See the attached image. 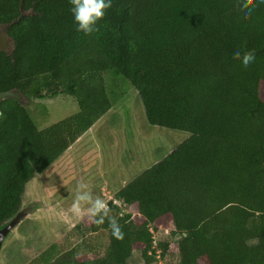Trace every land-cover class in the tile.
Segmentation results:
<instances>
[{"label": "trees", "instance_id": "16d2710c", "mask_svg": "<svg viewBox=\"0 0 264 264\" xmlns=\"http://www.w3.org/2000/svg\"><path fill=\"white\" fill-rule=\"evenodd\" d=\"M70 8L0 0L10 40L0 92L20 95L0 100V227L34 175L110 110L103 72L113 71L136 89L150 124L190 135L114 194L125 210L111 200L103 223L82 221L106 231L103 253L88 257L75 243L31 264H127L135 250L150 264L159 230L168 264H264V0H112L91 35L76 30ZM236 48L255 61L244 67ZM59 94L77 112L38 128L25 100Z\"/></svg>", "mask_w": 264, "mask_h": 264}, {"label": "rangeland", "instance_id": "374dc122", "mask_svg": "<svg viewBox=\"0 0 264 264\" xmlns=\"http://www.w3.org/2000/svg\"><path fill=\"white\" fill-rule=\"evenodd\" d=\"M103 76L112 107L62 158L42 173H36L26 184L22 207L35 204V208L4 241L0 264H31L38 255L47 254L49 250L50 257L55 258L75 243L76 247H81L79 252L88 257L103 253L107 246L106 231L93 232L89 226H82L84 220L93 221L87 211L79 217L71 213L78 185L86 184L93 200H103L106 208L112 200L125 210V206L114 199V194L189 137L188 131L150 124L138 92L121 74L104 71ZM25 102L40 129L78 110L70 95L26 99ZM78 225L81 230H76ZM153 233L158 239L164 231ZM73 234L79 236L75 242ZM157 259L150 264L175 261L171 256ZM127 264H144L141 252L133 251Z\"/></svg>", "mask_w": 264, "mask_h": 264}, {"label": "clouds", "instance_id": "9594fccd", "mask_svg": "<svg viewBox=\"0 0 264 264\" xmlns=\"http://www.w3.org/2000/svg\"><path fill=\"white\" fill-rule=\"evenodd\" d=\"M71 15L73 23L78 32L85 35H91L97 31L98 22L103 19L106 11L112 7V0H70ZM253 11L252 8H246L244 15L247 16ZM233 55L240 59L241 64L247 67L255 61L253 52L241 53L239 48L233 49ZM85 211L95 219L96 223H103L107 216V208L103 200L97 198L93 200L86 184H79L77 194L71 206V213L79 217ZM109 227L111 234L116 239L123 238V232L117 220L112 219Z\"/></svg>", "mask_w": 264, "mask_h": 264}, {"label": "water", "instance_id": "95a60500", "mask_svg": "<svg viewBox=\"0 0 264 264\" xmlns=\"http://www.w3.org/2000/svg\"><path fill=\"white\" fill-rule=\"evenodd\" d=\"M8 41V36L3 31L2 27H0V50L8 49ZM9 96L20 98V95L17 94L14 90H6L0 92V100ZM34 208L35 204H30L28 206L20 208V210L6 224L0 227V250L3 246L4 241L12 232V230H14L26 216L31 214Z\"/></svg>", "mask_w": 264, "mask_h": 264}, {"label": "built area", "instance_id": "2783aa9c", "mask_svg": "<svg viewBox=\"0 0 264 264\" xmlns=\"http://www.w3.org/2000/svg\"><path fill=\"white\" fill-rule=\"evenodd\" d=\"M151 231H152V230H151ZM152 248L155 249L156 257H157V258H160V249L157 248L156 239L153 240V246H152Z\"/></svg>", "mask_w": 264, "mask_h": 264}, {"label": "crops", "instance_id": "0c3cea01", "mask_svg": "<svg viewBox=\"0 0 264 264\" xmlns=\"http://www.w3.org/2000/svg\"><path fill=\"white\" fill-rule=\"evenodd\" d=\"M95 124H96V123H95ZM95 124H94V125H95ZM94 125H93V126H94ZM93 126H92V127H93ZM82 135H83V134H82ZM69 148H70V147H69ZM69 148H68V149H69ZM68 149H67V150H68ZM67 150L64 151V152H63V153H62L57 159L62 158V157L65 155V152H68ZM57 159H56V160H57ZM56 160H55V161H56ZM55 161H54V162H55Z\"/></svg>", "mask_w": 264, "mask_h": 264}]
</instances>
